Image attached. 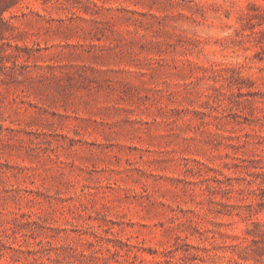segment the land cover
<instances>
[{
    "label": "rangeland",
    "instance_id": "1",
    "mask_svg": "<svg viewBox=\"0 0 264 264\" xmlns=\"http://www.w3.org/2000/svg\"><path fill=\"white\" fill-rule=\"evenodd\" d=\"M0 264H264V0H0Z\"/></svg>",
    "mask_w": 264,
    "mask_h": 264
}]
</instances>
